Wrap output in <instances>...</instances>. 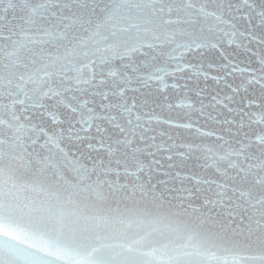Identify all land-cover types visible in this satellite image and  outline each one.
I'll use <instances>...</instances> for the list:
<instances>
[{
    "label": "snow or ice",
    "instance_id": "obj_1",
    "mask_svg": "<svg viewBox=\"0 0 264 264\" xmlns=\"http://www.w3.org/2000/svg\"><path fill=\"white\" fill-rule=\"evenodd\" d=\"M0 264H264V0H0Z\"/></svg>",
    "mask_w": 264,
    "mask_h": 264
},
{
    "label": "water",
    "instance_id": "obj_2",
    "mask_svg": "<svg viewBox=\"0 0 264 264\" xmlns=\"http://www.w3.org/2000/svg\"><path fill=\"white\" fill-rule=\"evenodd\" d=\"M213 127H215V126L212 125V124H209V125H208V128H209V129H211V128H213ZM180 160H181V158H180L179 156H177L175 162L179 164V163H180ZM165 163H168V162L165 161ZM194 165H195V161L188 160V161H185L183 167H181V168H179V169H176V170H179V171H181L182 173L190 174V173H192V172L198 171V169H197L196 167H194Z\"/></svg>",
    "mask_w": 264,
    "mask_h": 264
}]
</instances>
